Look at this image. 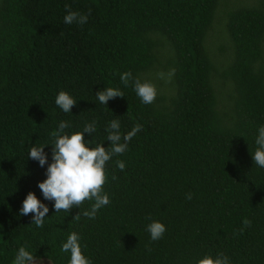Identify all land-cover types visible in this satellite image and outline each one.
<instances>
[{
    "label": "trees",
    "instance_id": "1",
    "mask_svg": "<svg viewBox=\"0 0 264 264\" xmlns=\"http://www.w3.org/2000/svg\"><path fill=\"white\" fill-rule=\"evenodd\" d=\"M66 5L88 23L64 24ZM128 71L155 85L152 104L124 87ZM104 87L125 96L101 105ZM60 91L77 100L73 114L56 106ZM117 118L122 133L141 131L108 162L111 204L95 220L82 215L87 201L50 210L43 229L20 216L29 192L43 199L46 179L30 147L47 146L51 162L60 121L69 133L96 121L85 138L108 147L104 128ZM262 125L264 0H0V264L24 244L68 264L60 245L71 231L93 264H198L220 253L264 264V168L250 153ZM152 220L167 227L159 241L145 230Z\"/></svg>",
    "mask_w": 264,
    "mask_h": 264
},
{
    "label": "clouds",
    "instance_id": "2",
    "mask_svg": "<svg viewBox=\"0 0 264 264\" xmlns=\"http://www.w3.org/2000/svg\"><path fill=\"white\" fill-rule=\"evenodd\" d=\"M65 10L64 24L82 26L88 23L87 14L72 11L67 5ZM120 80L125 88L129 86L133 88L142 104L150 105L155 101L157 89L151 82L141 81L139 77H134L131 71L121 73ZM124 96L125 93L120 88L104 87L96 92L98 103L107 107L109 101ZM55 104L63 113L73 114L72 110L77 105V100L69 92L60 91L55 96ZM71 126L69 121H60L52 133L51 143L48 145L52 148L51 162L45 151L47 146L34 144L28 152V160L36 161L41 168H46V179L37 185L43 199L38 198L35 192H29L22 202L19 215L25 217L31 214V224L39 229H43L46 218H50V210L55 214L61 211L71 214L73 209L81 210V205L86 201L89 207L83 210L82 215L95 220L97 214L112 202L104 188L108 182L106 172L108 162L114 156H122L128 150L133 137L141 131V126L135 125L127 133H122L120 120L113 119L108 121L104 128L105 139L110 142L108 147H105L104 143L93 147V139L87 140L85 136L87 134L93 137L97 131L96 121L85 123L82 131L69 133L66 130ZM255 145V151L250 152L254 166L264 168V125L257 128ZM116 164L121 171L126 167L123 160L116 161ZM188 199H191V195ZM44 201L51 203V209ZM80 215L81 211L75 218L79 219ZM243 223L250 226L247 219ZM145 230L151 241H159L164 238L167 227L158 220H152L146 225ZM82 240L83 237L79 233L71 231L61 242L60 252L68 255V264H93L91 258L84 252ZM11 264H43V257L34 254L29 244H24L15 251ZM198 264H229V260L220 253L215 257L205 256Z\"/></svg>",
    "mask_w": 264,
    "mask_h": 264
},
{
    "label": "rangeland",
    "instance_id": "3",
    "mask_svg": "<svg viewBox=\"0 0 264 264\" xmlns=\"http://www.w3.org/2000/svg\"><path fill=\"white\" fill-rule=\"evenodd\" d=\"M43 264H52V263L48 260H43Z\"/></svg>",
    "mask_w": 264,
    "mask_h": 264
}]
</instances>
